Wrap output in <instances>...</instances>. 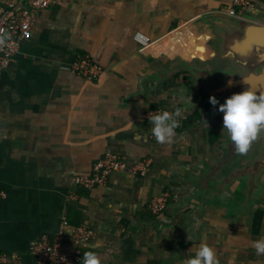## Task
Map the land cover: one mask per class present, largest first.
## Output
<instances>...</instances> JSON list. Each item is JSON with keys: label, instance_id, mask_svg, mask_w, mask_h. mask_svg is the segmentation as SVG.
I'll list each match as a JSON object with an SVG mask.
<instances>
[{"label": "crops", "instance_id": "crops-1", "mask_svg": "<svg viewBox=\"0 0 264 264\" xmlns=\"http://www.w3.org/2000/svg\"><path fill=\"white\" fill-rule=\"evenodd\" d=\"M232 8L241 19L225 14ZM242 20L264 25V0H50L0 70V253L35 264L31 246L60 235L81 264L89 250L102 264H187L205 242L218 264H264L252 243L264 238V193L247 204L243 181L229 187L226 139L200 126L209 97H223L209 84L227 81L232 39L248 35ZM80 55L101 66L97 78L72 71ZM157 108L180 122L169 142L152 134L146 113ZM109 152L128 165L148 158L149 169L73 184ZM161 194L166 209L153 215ZM78 225L92 231L80 244Z\"/></svg>", "mask_w": 264, "mask_h": 264}, {"label": "built area", "instance_id": "built-area-1", "mask_svg": "<svg viewBox=\"0 0 264 264\" xmlns=\"http://www.w3.org/2000/svg\"><path fill=\"white\" fill-rule=\"evenodd\" d=\"M251 1L233 0V3L239 7H246ZM49 4L50 0H0V37H4L3 41L0 42V70L13 60L21 42L30 36L34 18ZM227 13L236 15L234 8L230 9ZM133 39L142 49L148 47L151 43L150 37L140 31L133 34ZM71 69L77 75L86 78H97L102 73L101 66L88 55L78 56L71 64ZM163 110L165 109L148 110L146 116L151 118L152 115ZM150 162V159L145 158L128 165L122 155L109 152L93 164L90 174L74 177L73 184L89 190L95 186L102 185L107 177L115 171L129 170L143 176L147 173ZM3 196L4 191L0 189V198ZM167 200V194L154 197L147 205L148 211L153 215L161 214L166 209ZM66 224V220H63L61 226L64 227ZM91 236L92 231L83 225H78L74 228L73 237L77 244L89 240ZM30 251L34 257L35 264H81L78 252L70 255L64 250L60 235L52 238L42 235L31 246ZM0 264L22 263L10 261L6 255L0 253Z\"/></svg>", "mask_w": 264, "mask_h": 264}, {"label": "water", "instance_id": "water-1", "mask_svg": "<svg viewBox=\"0 0 264 264\" xmlns=\"http://www.w3.org/2000/svg\"><path fill=\"white\" fill-rule=\"evenodd\" d=\"M225 14L239 18L230 13ZM242 22L245 28L249 29L248 35L232 39L229 55L234 58V66L227 81L216 85L209 84L214 95L223 96L222 98L217 97L219 103H223L226 97L241 92L243 89H251L259 95H264V25L251 20H242ZM218 106V104L214 106L211 116H205L200 120V126L217 129L225 137L224 161L227 162L226 170H232V178L227 179V183L229 187H233L243 181L240 189L245 194L246 203L249 204L254 199V193L257 192L256 194L261 196L264 193V130L259 132L247 154H238L226 129H223V113L218 111ZM221 185V181L219 183L217 181L215 190L220 191L219 188L223 186ZM210 195L206 198L209 199Z\"/></svg>", "mask_w": 264, "mask_h": 264}, {"label": "clouds", "instance_id": "clouds-1", "mask_svg": "<svg viewBox=\"0 0 264 264\" xmlns=\"http://www.w3.org/2000/svg\"><path fill=\"white\" fill-rule=\"evenodd\" d=\"M3 39L0 37V42ZM209 101L214 106L219 105L218 111L223 113V129H226L234 143L236 152L247 154L259 132L264 130V95L243 89L226 97L223 103H219L215 96H210ZM179 114V110H175V115ZM150 119L152 134L159 143L169 142L180 123L168 110L152 115ZM252 243L258 255L264 254V238ZM100 246V242L93 245ZM83 264H102V261L96 252L89 250L84 253ZM187 264H218L216 249L207 242L201 244L195 255L187 260Z\"/></svg>", "mask_w": 264, "mask_h": 264}, {"label": "trees", "instance_id": "trees-1", "mask_svg": "<svg viewBox=\"0 0 264 264\" xmlns=\"http://www.w3.org/2000/svg\"><path fill=\"white\" fill-rule=\"evenodd\" d=\"M192 121V118H190L189 120H187V121H185V123H190ZM211 135H210V137H211V140H212V142H213V140L215 139V137H216V135H215V133H210Z\"/></svg>", "mask_w": 264, "mask_h": 264}]
</instances>
